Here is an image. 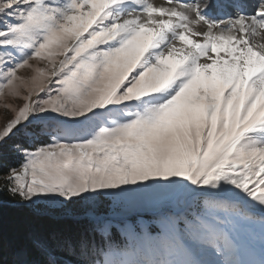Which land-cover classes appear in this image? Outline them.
Listing matches in <instances>:
<instances>
[{"label": "snow or ice", "instance_id": "snow-or-ice-1", "mask_svg": "<svg viewBox=\"0 0 264 264\" xmlns=\"http://www.w3.org/2000/svg\"><path fill=\"white\" fill-rule=\"evenodd\" d=\"M0 107V264H264V0H0Z\"/></svg>", "mask_w": 264, "mask_h": 264}, {"label": "trees", "instance_id": "trees-1", "mask_svg": "<svg viewBox=\"0 0 264 264\" xmlns=\"http://www.w3.org/2000/svg\"><path fill=\"white\" fill-rule=\"evenodd\" d=\"M10 162H15L10 160ZM29 221L28 213L16 207L15 202L4 197L0 207V225L4 237V258H10L15 243L18 241L23 229Z\"/></svg>", "mask_w": 264, "mask_h": 264}, {"label": "rangeland", "instance_id": "rangeland-1", "mask_svg": "<svg viewBox=\"0 0 264 264\" xmlns=\"http://www.w3.org/2000/svg\"><path fill=\"white\" fill-rule=\"evenodd\" d=\"M10 116V113H5L4 109L0 107V124H3Z\"/></svg>", "mask_w": 264, "mask_h": 264}, {"label": "bare ground", "instance_id": "bare-ground-1", "mask_svg": "<svg viewBox=\"0 0 264 264\" xmlns=\"http://www.w3.org/2000/svg\"><path fill=\"white\" fill-rule=\"evenodd\" d=\"M156 2H157V3H159V2H160V0H156Z\"/></svg>", "mask_w": 264, "mask_h": 264}]
</instances>
